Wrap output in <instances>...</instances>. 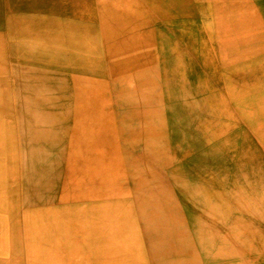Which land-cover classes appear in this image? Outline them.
Segmentation results:
<instances>
[{
  "label": "rangeland",
  "instance_id": "obj_1",
  "mask_svg": "<svg viewBox=\"0 0 264 264\" xmlns=\"http://www.w3.org/2000/svg\"><path fill=\"white\" fill-rule=\"evenodd\" d=\"M33 1L0 0V264H37L31 243L43 231L34 218L50 215L51 200L69 211L61 216L88 264L114 263L112 244L131 228L141 234L135 264H264V102L260 113L237 106L251 103L256 85L232 78L244 100L231 103L230 124L225 91L203 59L205 28L196 75L179 53L191 55L193 36L172 53L163 34L148 36L189 0L179 11L127 0ZM211 2L228 8L231 29L245 21L241 36L258 39L264 57V0L262 9L259 0ZM40 255L38 264H49ZM130 255L120 249V258Z\"/></svg>",
  "mask_w": 264,
  "mask_h": 264
},
{
  "label": "bare ground",
  "instance_id": "obj_2",
  "mask_svg": "<svg viewBox=\"0 0 264 264\" xmlns=\"http://www.w3.org/2000/svg\"><path fill=\"white\" fill-rule=\"evenodd\" d=\"M31 1H33V0H31ZM112 1L113 0H101L100 5L101 6L102 5L105 6V5H108L109 3H111ZM183 2H184L183 0H127L126 1V6H128V5H135L137 7V6H140L141 5V7H143V9H144L145 8V5L148 4L149 5V8H150V5H152V6H155V8L157 10L158 9L159 10H164L165 7H167V8L168 7H173V8H175V10L179 11L180 10V5L179 4H183ZM24 3H27V2L24 1ZM31 3H29V4L32 5ZM188 3H190V4H186L184 6V8L181 9L182 15H180V17H178L177 19H172V22H170L169 24H167V27H165L166 29H164L162 27L163 25L161 26V31L160 30H157V29H156V31L155 30L152 31V28H150V30L152 31V33L148 32V36L150 35L149 37H153V35L156 34V33L163 34V38H162L163 46L162 47H163V49H165L164 48L165 45H167L168 47H170V49L168 50L170 53H172L173 51H175V48H174V43L175 42L182 43V41L185 38L184 36L188 35L190 38H191V36H193L192 38L194 39V42H191L192 43L191 46H194V48L191 51V55L186 54L184 51H183V54H182L181 46H180L179 47V49H180V52H179L180 53V57L185 60L186 67L189 70L190 74L191 75L192 74L193 75H196L197 72H200V70H202V68H201L202 66L199 63V59H198L199 56H201L200 50L202 48H206V46H207L208 49L207 48L206 49L209 50L210 54H209L208 57H205L203 59L207 60V58H209L211 60L210 65H209V70L211 71V74L210 73L209 74L211 75V78L210 77L209 78L212 79V82H211L212 85H214L216 87L217 86L223 87V90L225 91V95H224V92H221V97H223L222 100H224L227 103H229L227 105L229 107V110H230V119H229V122H230V120L232 118H234V115H232L231 112H233L234 109L236 108V107L234 108V106L231 103L234 102V101L236 103H238V102L240 103V101H243L244 100V97L237 98V97L234 96V94L239 93L238 92V88H236L234 90L236 83H240L243 87H245L247 85L248 81H251V83H250L251 86L256 85L254 87L256 93L253 95V98L250 100L251 103L248 104V105H246V106H244V107L242 106V105H244L243 103H240V105H237V106H239L238 108L239 109H242L245 113H247V108L254 109L255 112L260 113L261 112V107H262V102H264V87H262L264 85V68H262V66H261V64L264 63V57L260 55L259 49H262L263 50V45L261 46L260 44H257L258 43V39H256V38H254V42L255 43H252L250 41L249 42L245 41L244 37L247 36V34L244 35V36H241V32L244 29L243 27H245V25H242V24L245 21H242V22L239 21L240 27L237 30H233V29L230 28L229 25H225V23L229 22V19L226 18L225 13L223 12L224 11V8L228 11V8L226 6L223 7V6L215 5V4H218V3L212 4L211 0H206L205 3H202L201 0H189ZM27 5H28V3H27ZM119 5L121 6V4H119ZM77 9H78V7H77ZM101 9H102V7H100L98 9V11H100ZM82 10H84V9H82ZM219 11L221 13H219ZM154 13H156V12H154ZM236 18H237V16H236ZM147 19H145V18L142 17V18L138 19L137 22L139 24H141V22H142V24L145 25L144 27L146 28V26H148V29H149V24L146 23L147 21H149V19L148 20ZM168 20L170 21V19L166 18V21H168ZM203 28H205V30L210 35V37H207V38H210V41H209V43L206 46H205L204 43H202L200 41V40H202V36L204 35V34H202L203 33ZM85 29H86V27H85ZM85 29L83 28V30H85ZM236 31H238V32H236ZM143 32L145 34H147V29H145ZM57 38H58V36H57ZM59 38H60V36H59ZM65 40H67V39H65ZM147 40H148V38H147ZM123 41H124V38H123ZM152 42H153V40H152ZM158 42L162 45V43H161V37L159 38V41ZM122 44L123 43L120 42V46ZM125 44H126V41H125ZM172 45H173V47H172ZM112 48H113V45H112ZM171 48H173V49H171ZM128 49H129V51L131 50V48H128ZM126 51H127V49H126ZM116 52L118 53V51H116ZM121 55L122 54L120 53V56ZM37 56L39 57V55H37ZM130 58H131V56H130ZM116 61H118V60H116ZM249 61H252V62L249 64ZM130 63H132V62H130ZM259 63H261V64L259 65ZM133 69H134V67H133ZM42 71L43 70H41V72ZM137 71H138V69H137ZM119 72L122 73L121 71H119ZM118 75H119V73H118ZM197 76L199 77V75H197ZM246 76H247V79L249 78L248 81H247V79L245 80ZM232 78L235 79L236 83L232 84V82H231L232 81ZM259 85H260L261 88H258ZM243 87H241V88H243ZM44 90H46V89H44ZM36 91H38V90H36ZM51 95H52V93L50 94V96ZM42 97H44V96H42ZM51 101H52V99H51ZM260 116L261 115H258L257 114L256 118L258 120H260ZM228 118H229V116H228ZM261 118L263 119L264 116H261ZM230 124H232V123L230 122ZM260 129L262 131H264V124H260ZM232 130L233 129L231 127L228 129V135H229V137H231ZM129 131H130V129H129ZM241 140H242V138H241ZM261 141L264 143V135H263ZM257 160H258L260 166L261 165L264 166V155H260ZM47 165L49 166V164H47ZM49 168H51V167H49ZM81 168H83V167H81ZM20 169H23V168H20ZM262 171H263V169H262ZM255 176H257V175L255 174ZM250 178H252V177H250ZM50 179H52V178H50ZM247 180L248 179L245 178V181H247ZM250 180H252V179H250ZM262 182H263V180H262ZM259 185H260V182H259ZM49 189L50 190H49V193L48 194L51 195L52 193H54V190L53 189H51V188H49ZM55 189H56V187H55ZM46 191H47V189H46ZM255 193H257V192H255ZM45 195H44V197H45ZM254 196H256V195H254ZM23 197H25V196H23ZM36 203H37V205H41L42 206V201L40 199V196H39L38 200L36 201ZM49 205H50V207L48 209V212L50 214L49 216H46V217L45 216H42V217H44L42 221H41L42 217L39 218V219H37L38 221H36L35 218H34L35 224L37 226H40L42 228V231H43V235L40 236V237H38L37 239H33L32 240V243H31V247L37 249V252L35 254V258H37L36 259V261H37L36 263L38 264V261L40 260V257H41V255H40V253H41L45 257H49V256L52 257L51 258V261L49 262V264H88V262L86 261V260H88L87 257H86V254H85V256L83 254L84 243L81 242V243L78 244L81 247V250H79L77 248V246H75V243H74L73 238L70 237L69 231H67L69 229V227L63 221L62 216L65 217V215H69V211L68 210L64 211L63 213H61L62 214V216H61V214L57 211V209L55 207L54 200L53 201L51 200L49 202ZM256 206H257V204H256ZM39 209L40 208L38 206L34 205L33 211L35 213V217L37 216V214H39ZM41 209H44V208H41ZM262 210H263V207H262ZM42 214L45 215L44 213H42ZM208 215H209V218H213L212 216H210V214H208ZM49 218H54L55 222H52L51 223L49 221ZM190 223H191V221H190ZM10 230H11V228L9 229V231ZM12 235H13V233H12ZM123 235H124L123 236V239H124L123 240L124 241L123 244H118L116 241L112 244L113 245V252L112 253H114V257L111 256V260L114 258V263H111V261H109L106 264H128V262H130V264H135V259H134L135 258V255H136L135 254V246L139 242L140 237H141V234H140L139 230H137V228H131V231H128V233H124ZM168 236H172V235H168ZM195 238H196V236H195ZM8 239H9V237H8ZM117 240H121V239H117ZM18 242H19V240H18ZM91 243H95L96 245L98 244V234L95 235L94 242H90V244ZM46 245L48 247L44 249L43 247L46 246ZM19 246L21 247L22 253H24L25 245L23 244V241L22 240H21V244ZM125 248H127V250H129V253H132V255H130V257H129V261H127V258L126 257L123 259V258H120V256H119L120 249L123 252V250ZM42 251H44V252H42ZM82 254H83V257H82ZM7 258L8 257H6L5 259H7ZM77 259H78L79 262H76ZM41 260L43 261L44 258L42 257ZM5 264H8V263H5Z\"/></svg>",
  "mask_w": 264,
  "mask_h": 264
},
{
  "label": "crops",
  "instance_id": "obj_3",
  "mask_svg": "<svg viewBox=\"0 0 264 264\" xmlns=\"http://www.w3.org/2000/svg\"><path fill=\"white\" fill-rule=\"evenodd\" d=\"M259 2H260V5H261V9H262V2H263V0H259ZM262 13H263V11H262ZM258 14H259V16L258 17H260L262 20H263V18H262V14L261 13H259V11H258Z\"/></svg>",
  "mask_w": 264,
  "mask_h": 264
}]
</instances>
